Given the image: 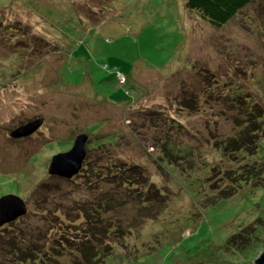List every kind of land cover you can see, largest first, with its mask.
Here are the masks:
<instances>
[{
    "label": "rangeland",
    "instance_id": "374dc122",
    "mask_svg": "<svg viewBox=\"0 0 264 264\" xmlns=\"http://www.w3.org/2000/svg\"><path fill=\"white\" fill-rule=\"evenodd\" d=\"M253 103L264 111V0L220 28L183 0H0V197L26 204L0 226V264H253L264 234L225 247L264 212V119L246 133L238 111ZM79 134L81 170L48 174ZM240 136L255 143L227 153ZM132 164L138 184L106 177Z\"/></svg>",
    "mask_w": 264,
    "mask_h": 264
},
{
    "label": "trees",
    "instance_id": "16d2710c",
    "mask_svg": "<svg viewBox=\"0 0 264 264\" xmlns=\"http://www.w3.org/2000/svg\"><path fill=\"white\" fill-rule=\"evenodd\" d=\"M184 1V5L185 8L190 11V12H195L196 15L201 18L202 20L210 23V25H212L215 28H220L222 26H224L226 23H228L234 16H236V14L241 11L242 9H244L246 6H248L249 4H251L252 2H254V0H183ZM236 101H231V102H237ZM190 104V102H189ZM239 110H243V113L245 114V120L244 122H247V124H245L246 126L248 125V127L246 128V133L247 132H255L258 129L257 124L253 123L255 122V120L258 119H264V111H262V107L259 106V103H253L251 105V107H247L245 109L243 108H238ZM245 136H248L247 134H245ZM248 137L244 136H240V138L237 139V141H240V144H233L235 143L236 140L233 141H228L226 146H225V151L228 153L230 150H234L236 151L237 149L240 150H248L249 145H251L252 143H255L254 140L250 137L248 140ZM236 141V142H237ZM242 141V142H241ZM234 145V146H233ZM117 164V163H116ZM120 165V163H119ZM143 173V169L140 165L137 164H132V165H128V167L126 168H122L119 167V170H117L116 172H112L110 175H107L106 177L111 181V183L113 182H120L123 185L127 184V183H131V184H138V181L140 179V175ZM155 187V186H154ZM231 192V191H230ZM159 191L156 190H152V188L150 189V195L147 196L145 198V202L149 205L150 204H155L156 202H158L159 200V196H158ZM130 193H126L125 196L129 197ZM225 195L223 193V195L220 197L221 199H225ZM104 207H109V204H103ZM107 209H105L106 211ZM149 216V215H148ZM264 212L263 213H259L258 217L252 222L250 223L247 227L242 228L243 226H241L240 230L237 232H233L226 240L225 242V247H235L239 250H243L245 248H247L248 246H250L255 240L259 239L261 237L260 234H264V222H262V220H264ZM101 233L103 234V231L100 230ZM92 234H94L93 232H91ZM253 233L254 235L252 237H250L251 239H246V237L248 238L249 236H251ZM94 237V236H93ZM264 239V236H263ZM236 240V241H235ZM31 241V240H30ZM31 244H34L35 248L34 250L40 255H44V257L49 254V251H45L40 249L35 243V242H31ZM31 244H30V248L31 249ZM77 246H75L74 250H76V252H81L82 256H83V260L86 262H91V258L96 257L98 254L95 253H91L89 255V245L87 240H85L82 243H77ZM80 247V248H79ZM53 250H56V247H53ZM57 252V251H56ZM76 253V254H77ZM104 253V251H103ZM81 254H77L76 258L79 257V255ZM99 257V256H98ZM75 264H82L81 260H78ZM88 264V263H86ZM251 264V263H250Z\"/></svg>",
    "mask_w": 264,
    "mask_h": 264
},
{
    "label": "water",
    "instance_id": "95a60500",
    "mask_svg": "<svg viewBox=\"0 0 264 264\" xmlns=\"http://www.w3.org/2000/svg\"><path fill=\"white\" fill-rule=\"evenodd\" d=\"M43 118L38 117L23 124L9 133L13 139L26 138L34 134L42 125ZM85 134L76 136L73 146L67 152L59 153L52 157L48 167V174L70 179L82 168L86 158L85 143L88 141ZM26 213V204L22 198L13 194L0 197V226L13 221L15 217ZM253 264H264V251L252 262Z\"/></svg>",
    "mask_w": 264,
    "mask_h": 264
},
{
    "label": "built area",
    "instance_id": "2783aa9c",
    "mask_svg": "<svg viewBox=\"0 0 264 264\" xmlns=\"http://www.w3.org/2000/svg\"><path fill=\"white\" fill-rule=\"evenodd\" d=\"M120 78H123L124 79V77H122V76Z\"/></svg>",
    "mask_w": 264,
    "mask_h": 264
}]
</instances>
